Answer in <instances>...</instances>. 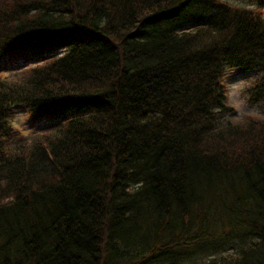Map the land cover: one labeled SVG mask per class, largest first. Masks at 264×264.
<instances>
[{
  "label": "trees",
  "instance_id": "trees-1",
  "mask_svg": "<svg viewBox=\"0 0 264 264\" xmlns=\"http://www.w3.org/2000/svg\"><path fill=\"white\" fill-rule=\"evenodd\" d=\"M252 1L0 5L1 55L68 47L0 80V264L175 263L229 242L205 264H264V117L223 118L233 70L262 71L247 100L264 102ZM19 108L64 126L23 144Z\"/></svg>",
  "mask_w": 264,
  "mask_h": 264
},
{
  "label": "rangeland",
  "instance_id": "rangeland-1",
  "mask_svg": "<svg viewBox=\"0 0 264 264\" xmlns=\"http://www.w3.org/2000/svg\"><path fill=\"white\" fill-rule=\"evenodd\" d=\"M4 1L5 0H0V5L3 4ZM227 1L233 4H241L250 8H254L256 6L252 0ZM257 11H260V13L264 16V8H260ZM261 74V71L258 69H250L246 70L245 72L235 71L228 77L227 103L233 105L236 110L235 112H232L227 117H225L226 120L237 123L242 122L246 115L264 117V102L259 104H249L247 102V99L245 98V95L243 94V88L248 86L250 82L258 79ZM24 113L25 112L23 111V109L19 108L12 114V117L10 118V121L14 122V124L16 125V130L24 135V141L22 142L21 140V143L23 144L25 141L29 144L34 134L52 132L59 119L58 115L56 114H44L38 121L31 123L27 118L24 117ZM12 145L14 147H17L16 142H14ZM239 238L240 237L235 239L237 243L240 242ZM238 246L240 245H235L234 243L229 242L227 244H222L221 246L216 247V249L214 250L209 249L206 253L199 254L191 259H184L175 263L166 261L158 264H205L211 259L228 257L234 254Z\"/></svg>",
  "mask_w": 264,
  "mask_h": 264
},
{
  "label": "bare ground",
  "instance_id": "bare-ground-1",
  "mask_svg": "<svg viewBox=\"0 0 264 264\" xmlns=\"http://www.w3.org/2000/svg\"><path fill=\"white\" fill-rule=\"evenodd\" d=\"M20 64V63H19Z\"/></svg>",
  "mask_w": 264,
  "mask_h": 264
}]
</instances>
